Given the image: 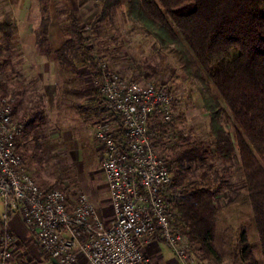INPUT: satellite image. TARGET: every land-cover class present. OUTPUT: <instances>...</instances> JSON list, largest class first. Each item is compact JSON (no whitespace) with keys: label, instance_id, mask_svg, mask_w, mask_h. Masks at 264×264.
Listing matches in <instances>:
<instances>
[{"label":"built area","instance_id":"1","mask_svg":"<svg viewBox=\"0 0 264 264\" xmlns=\"http://www.w3.org/2000/svg\"><path fill=\"white\" fill-rule=\"evenodd\" d=\"M96 77L103 107L120 118V124L97 119L94 132L111 219H103L85 192L71 198L25 169V122L15 114L13 96L0 94V264L11 257L12 214L53 264H150L145 247L153 240L165 242L178 264H198L197 250L171 223L170 168L152 138V126L172 119L173 93L153 81L127 79L106 62Z\"/></svg>","mask_w":264,"mask_h":264},{"label":"trees","instance_id":"2","mask_svg":"<svg viewBox=\"0 0 264 264\" xmlns=\"http://www.w3.org/2000/svg\"><path fill=\"white\" fill-rule=\"evenodd\" d=\"M98 1L101 11L97 21L110 19L113 10L125 6L124 13L131 21L139 23L163 48L171 47L187 74L208 88L205 105L212 117L214 141L205 146L181 134L183 143L171 160L174 178L171 175L169 190L181 187L175 195L168 192L171 223L192 246H199L204 257L217 256L212 240L213 195L218 187L206 185L212 171L206 157L212 148L224 163L231 165L237 155L264 264V0H126L125 4L123 0ZM48 2L40 0L42 17L35 30L37 45L44 50L48 49ZM66 16L69 22L63 32L74 35L78 48L86 50L76 14L69 10ZM8 30L10 20L5 16L0 31ZM72 46L68 40L57 53L62 55L65 48ZM3 85L0 82V94L8 95ZM114 117L120 124L119 116ZM161 126L156 123L152 132ZM191 164H198L200 172L185 181ZM211 174L223 181L217 173ZM242 236L239 243L246 252L245 264H258L244 233Z\"/></svg>","mask_w":264,"mask_h":264},{"label":"rangeland","instance_id":"3","mask_svg":"<svg viewBox=\"0 0 264 264\" xmlns=\"http://www.w3.org/2000/svg\"><path fill=\"white\" fill-rule=\"evenodd\" d=\"M91 2L98 7L91 15L81 13V9L80 13L75 14L79 27L82 29L84 47L94 58L97 66L92 69L89 68L90 66L81 64L77 74L87 85L81 97L88 98L91 92L97 93L102 112L97 118L92 119L91 125L88 123L92 120L79 118V114L82 117L85 114L77 111L73 115L76 117L69 119L67 125L59 126V122L55 119H48L45 127L46 136L42 137L45 139L41 138L39 142L42 143L44 150L40 152L41 156L34 159L35 165L33 163L34 169L31 171L40 185L63 188L71 198L80 192H85L96 204L103 219L108 221L112 216L104 176L100 169L101 144L95 140L93 132H95L97 119L109 118L110 121H118L114 117L115 113L112 114L103 107L98 87L92 82L97 78L96 73L99 71L100 63L106 62L111 71L127 79L153 81L165 86L173 93L172 119L167 123H161V128L152 132L153 144L168 162L172 178L174 173L171 160L183 143L181 134L183 133L192 141L203 142L207 146L214 141L213 122L205 105L208 88H205L199 79L187 74L179 60L180 57L170 50L171 47L163 48L146 33L139 23L131 21L124 13L125 6L113 10L110 19L97 21L101 2L98 0H91ZM123 2L125 4L126 0ZM68 11L65 9L62 12L63 18L67 20L64 22L65 28L69 22L66 16ZM1 62L4 60L0 56V65ZM2 73L6 75H4L5 79L1 80V84H4L3 89L15 99L12 84L8 83L11 73L9 74L7 64L2 63L0 75ZM68 95L70 100L76 99L77 96L74 97L75 94L73 95L72 92ZM220 103L226 109L224 103L221 101ZM92 125L94 131L91 128ZM228 130L232 133L233 128L229 127ZM210 152L206 160L212 171H210L211 179L206 185L212 188L218 187L213 195L215 224L212 240L218 254L215 257H204L199 251V246L194 244V248L198 250L197 253L202 258L199 264H245L246 252L242 250L243 247L239 243L243 233L249 242L252 255L259 262L258 264H263L251 207L241 182L242 170L239 158L236 155V159L230 165V163H224L212 148ZM30 155L32 152L24 150L25 163L29 162L30 158L27 160V157ZM197 165L191 164L185 181L193 179L200 172ZM211 172L217 173L223 181L220 182ZM171 182L173 183L172 180ZM170 190L171 194L175 195L181 187H170ZM2 211L3 204L0 199V234L4 227L1 219ZM7 224L12 234L9 243L11 257L4 264H53L40 255L20 224L16 231L10 227L9 222ZM2 249L3 244L0 243V251Z\"/></svg>","mask_w":264,"mask_h":264},{"label":"crops","instance_id":"4","mask_svg":"<svg viewBox=\"0 0 264 264\" xmlns=\"http://www.w3.org/2000/svg\"><path fill=\"white\" fill-rule=\"evenodd\" d=\"M65 9L74 13H80L81 9V13L91 15L98 7L91 0H49L48 49L44 50L37 45L35 35L42 17L40 0H0V22L5 16L10 20L8 33L0 31V56L4 60L1 65L4 63L9 67L11 78L8 83L12 84L15 94V114L25 122L21 145L25 151L32 152L24 166L30 171L34 169V159L44 150L39 142L46 136L48 119H55L61 126L76 117L73 116L75 111L85 114L83 117L79 114L84 120H94L102 112L97 93L91 92L88 98L81 97L87 85L77 74L80 65L95 69L97 64L87 50L78 48L73 41L74 35L63 32L64 22H67L62 13ZM68 40L73 46L65 48L62 55L57 53ZM4 75H0V82L5 79ZM69 92L75 94L74 97L77 95L76 99L70 100ZM93 120L88 124L91 125ZM91 128L94 131L93 125ZM9 223L15 231L20 226L26 230L19 214H12ZM26 234L32 241L27 231ZM145 252L150 264H178L172 250L163 241L148 243Z\"/></svg>","mask_w":264,"mask_h":264}]
</instances>
